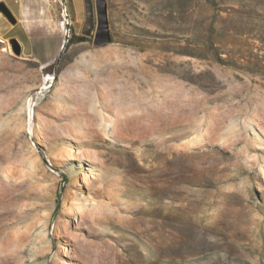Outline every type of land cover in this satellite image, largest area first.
Listing matches in <instances>:
<instances>
[{
	"label": "rangeland",
	"instance_id": "1",
	"mask_svg": "<svg viewBox=\"0 0 264 264\" xmlns=\"http://www.w3.org/2000/svg\"><path fill=\"white\" fill-rule=\"evenodd\" d=\"M53 2L50 71L0 34V264H264V0Z\"/></svg>",
	"mask_w": 264,
	"mask_h": 264
},
{
	"label": "crops",
	"instance_id": "2",
	"mask_svg": "<svg viewBox=\"0 0 264 264\" xmlns=\"http://www.w3.org/2000/svg\"><path fill=\"white\" fill-rule=\"evenodd\" d=\"M5 2L17 18V23L12 24L0 12V34L6 36L18 30L16 36L23 48L26 41L44 40L48 37H56L60 40L57 56L51 61L40 62L48 65L54 62L64 47V32L60 25L59 13L54 0H0ZM76 24L81 28L82 21L77 17ZM78 27L75 26V31ZM25 41L23 42V39Z\"/></svg>",
	"mask_w": 264,
	"mask_h": 264
},
{
	"label": "water",
	"instance_id": "3",
	"mask_svg": "<svg viewBox=\"0 0 264 264\" xmlns=\"http://www.w3.org/2000/svg\"><path fill=\"white\" fill-rule=\"evenodd\" d=\"M84 3L86 20L84 22L82 33L86 36H90L94 33L95 26L97 25L94 34V45L102 46L109 43L111 41V37L105 0H84ZM95 5L97 24L95 23ZM0 12L8 19L10 23H17L16 16L9 6L3 1L0 2ZM9 43L12 51L17 56H20L22 53V46L19 40L15 37H12L10 38Z\"/></svg>",
	"mask_w": 264,
	"mask_h": 264
},
{
	"label": "trees",
	"instance_id": "4",
	"mask_svg": "<svg viewBox=\"0 0 264 264\" xmlns=\"http://www.w3.org/2000/svg\"><path fill=\"white\" fill-rule=\"evenodd\" d=\"M72 30V29H71ZM73 31V30H72ZM86 37L85 36H76L74 33L72 34L71 38H70V41H73V42H82V41H86ZM53 67V64H50L46 69L48 71L51 70V68Z\"/></svg>",
	"mask_w": 264,
	"mask_h": 264
},
{
	"label": "built area",
	"instance_id": "5",
	"mask_svg": "<svg viewBox=\"0 0 264 264\" xmlns=\"http://www.w3.org/2000/svg\"><path fill=\"white\" fill-rule=\"evenodd\" d=\"M64 12V13H63ZM62 15L64 16V20L65 21H62V25H63V28H65V24L67 23H69V14H68V12H67V8H65V9H63V11H62ZM65 32L67 33L68 32V30H65Z\"/></svg>",
	"mask_w": 264,
	"mask_h": 264
}]
</instances>
